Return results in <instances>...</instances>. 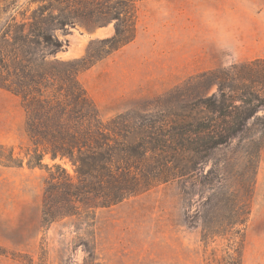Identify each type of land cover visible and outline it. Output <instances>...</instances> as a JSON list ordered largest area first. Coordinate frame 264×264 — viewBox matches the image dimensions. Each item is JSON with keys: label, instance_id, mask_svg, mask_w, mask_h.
I'll use <instances>...</instances> for the list:
<instances>
[{"label": "rangeland", "instance_id": "374dc122", "mask_svg": "<svg viewBox=\"0 0 264 264\" xmlns=\"http://www.w3.org/2000/svg\"><path fill=\"white\" fill-rule=\"evenodd\" d=\"M93 30L55 33L66 46L48 61L81 59L90 43L113 35L112 25ZM261 71L264 0H150L137 7L135 39L76 79L103 121L130 113L170 126L195 115L194 104L219 88L229 92L234 85L240 95L249 85L264 100V78L243 79ZM252 99L243 96L236 105L246 107ZM253 105L261 107L243 131L197 157L191 177L109 208L76 203L73 215L48 223L42 217L47 174L26 165V115L20 99L0 89V264H235L236 255L228 253L237 249L239 264H264V103ZM58 163L74 177L67 161ZM43 164H52L48 156ZM225 195L235 201V212L247 202L246 223L233 225L239 230L233 237L204 241L202 225L229 227L203 219L219 213L217 204L227 212Z\"/></svg>", "mask_w": 264, "mask_h": 264}, {"label": "trees", "instance_id": "16d2710c", "mask_svg": "<svg viewBox=\"0 0 264 264\" xmlns=\"http://www.w3.org/2000/svg\"><path fill=\"white\" fill-rule=\"evenodd\" d=\"M147 1L0 0V89L20 99L26 115L25 134L31 147L27 167L47 174L44 222L73 215L76 203L109 208L153 187L191 177L195 159L227 146L260 109L254 101L264 103L249 85L240 95L235 91L239 88L231 85L229 92L219 88L217 95L197 101L195 115L181 116L170 126L153 116L130 113L103 121L76 76L135 39L137 7ZM108 25L113 26V35L90 43L83 58L48 61L66 46L55 33L66 36L76 26ZM263 78L261 71L247 72L243 79ZM243 96L253 99L246 107L237 106ZM45 156L50 166L43 164ZM59 161L70 164L73 178ZM21 165L18 160L17 166ZM245 192L249 197L251 188ZM225 197L227 212L221 213L223 207L217 204L219 213L203 219L227 221L229 227L202 225V240L233 237L239 231L233 225L246 223L247 202L245 210L235 212V201ZM228 255H236L239 264L238 249Z\"/></svg>", "mask_w": 264, "mask_h": 264}, {"label": "water", "instance_id": "95a60500", "mask_svg": "<svg viewBox=\"0 0 264 264\" xmlns=\"http://www.w3.org/2000/svg\"><path fill=\"white\" fill-rule=\"evenodd\" d=\"M101 30V28H94V30H93V33H91V34H96L98 31H100Z\"/></svg>", "mask_w": 264, "mask_h": 264}]
</instances>
